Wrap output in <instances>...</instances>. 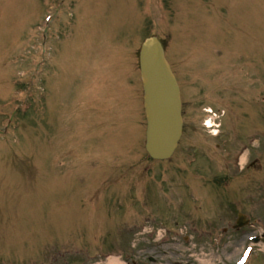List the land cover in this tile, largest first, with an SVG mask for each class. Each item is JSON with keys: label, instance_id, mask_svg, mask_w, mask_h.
I'll use <instances>...</instances> for the list:
<instances>
[{"label": "rangeland", "instance_id": "1", "mask_svg": "<svg viewBox=\"0 0 264 264\" xmlns=\"http://www.w3.org/2000/svg\"><path fill=\"white\" fill-rule=\"evenodd\" d=\"M114 1L106 4H111ZM145 1H147L146 5L154 4L153 0ZM68 2L72 5L76 4L74 0ZM234 2L244 10L243 22L245 20L250 22L253 17L252 25L264 28V0H234ZM234 2H230L229 5L232 6L233 11L236 9L233 15L239 19L242 12L238 7H235ZM103 3L105 2L103 1ZM52 4V0H0L1 17L14 22V24L8 25L0 19V118L9 121V116H11L9 134L12 137L20 138L17 144L6 146L5 149L4 142L0 141V151L3 150L7 154L6 159L19 164L22 160L18 155L24 154V157L23 155L21 157L25 159V162L23 161L26 166L25 170H30L28 167L30 163L33 166H46L51 187L48 197L41 202L37 200L33 191L23 194L24 201L22 203L14 190L7 189V197L0 192V237L5 238H0V264L37 263L35 261L37 248L35 247L40 244L38 234L41 231V226L38 223L27 221L28 218H32V215H29L30 209L48 212L46 213V224L43 226L46 229L42 231V240L45 244L55 238L61 239L63 244L59 245L55 259L58 264H107L108 261L105 263L107 257L122 258L126 264L133 262L137 264H202L203 261L207 264H220L221 262L222 264H234L242 254L241 249L248 245L255 247L251 263L264 264V147L261 151L256 150L252 154L258 160L253 171L246 169L241 172L237 164L238 158L234 166L228 165L229 162L235 161L234 158L238 153L236 154L234 150L229 154L223 153L227 149L226 147L213 153L216 160L214 166L213 160L204 156L200 157L201 164L197 165L194 161L190 163L193 158L187 153L177 154L175 160L169 162L170 164H161L146 157L143 149L144 126H141L137 128L140 132H136L139 138L138 136L133 138L132 130L122 132L125 137L130 139V142L121 141L116 137L120 141L119 148L123 153L132 147L130 155L133 159L128 164L130 169L128 165L123 168L119 167L122 172L128 175L121 178L124 181L120 186L131 201L124 199L125 195H123L122 201L117 205L114 194L116 184L109 186L100 194H93V190L102 188L104 184L99 181L96 183L98 187L95 188L96 180L89 178L87 181L83 175L75 174L74 178L68 180L69 186L66 193L63 192L60 185H54L59 175L68 178L70 172L68 163L72 162V155H66L65 165L57 168L61 142L65 147H77L80 150L84 149L83 146L91 147L86 144L88 138L82 136L86 124L82 123L79 133L73 128L78 135L71 136L69 126L73 123L74 114L77 115L81 106L72 107V114L66 107V104L69 107L75 105L71 92L73 82L70 77H66L63 84L65 89L62 92L54 87L56 86L55 78L52 77L56 74V68H53V65L54 63L56 65L59 59V57H55L54 51L56 47L59 49L62 47L69 54L68 50H71L73 46L76 47L77 38H73L74 32L79 37L80 35L84 36L90 28H94L91 24L95 22L96 18H88L78 23L80 27L84 26L82 32L85 33H81V28L73 27L80 15L74 11L75 20H71L67 18L65 10L59 14V11L51 6ZM141 4H143V0ZM156 5L157 2H155ZM130 7L133 8L132 3H130ZM224 7L228 8L227 2ZM145 12L138 7L133 13L140 17L145 15ZM114 13L113 6H106L101 10V14L97 12V15L103 19L108 28L106 20H111ZM49 16H55L52 23L46 22V18ZM165 20L154 14L146 15L143 19L144 23L138 27L135 33V29H132L126 34L125 39H117L118 45L113 50L119 48V52L115 61L95 48L101 47L102 42L98 41L94 45L92 42L88 44L91 45V49L95 48V53L91 54L92 56H87L90 59L91 69L89 67V71L93 78L91 77L87 83L89 90L86 88V96H83L82 99L91 101V103L97 102L98 99L92 101L94 97L91 95L94 90L89 85L92 79L98 82L95 90L99 91L98 98H101L99 103L103 115L102 121L119 123V127L115 129H124L126 127L125 120L127 123L130 120L126 110L124 111L126 104L129 106L128 111L131 107L134 112H140L142 101L137 69L138 43L150 35H160L164 38L165 34H162V31L164 26L166 27ZM197 20L194 17L190 19L194 24L197 23ZM40 23L44 27L51 24L52 26L45 28L48 30L45 35L39 33L38 37L35 34L37 30L35 27ZM5 28H10V32L4 34ZM200 32L193 31L192 33L194 35L197 33L198 38H201ZM18 39L21 42H17ZM71 39L74 40L70 41ZM42 40H45L47 44L41 56ZM102 40L105 39L102 38ZM190 45H192L191 38ZM76 62H80V60H76ZM69 63L77 67L79 65L72 60ZM133 63H136L135 71L131 67ZM214 63L215 59L211 56H209V66L202 63L204 76L207 77L213 71ZM67 68L65 61L57 70L58 81L67 72ZM119 68L126 69V73H129V76H125L128 82H122L124 90L131 93L128 100L124 99L125 102L118 97L120 95L115 91L117 88H112L118 87L114 76ZM212 75L211 73L210 76ZM243 80L241 88L246 86L243 94L238 98L235 93V98L242 100L252 96L251 91L258 97L261 89V105L264 106V85L259 86L257 79ZM19 84H23V87H20ZM224 86H227V83ZM59 93L63 96L58 95ZM221 96L219 89L218 92L211 94L202 91L200 86V96L194 91L191 92L188 100L192 104L204 106L208 102L218 103ZM247 108L237 102L235 105L236 114L246 112ZM16 110L21 111L22 114L26 111V115L29 116L14 115ZM42 111L45 115L42 114ZM80 113L82 114L81 111ZM133 117H135V121H142V110L140 114H133ZM28 119H31V122ZM75 124L78 125L77 122ZM41 125H44L42 129ZM38 128L40 130L37 133ZM255 130L253 131L252 127L246 129L245 135L248 141ZM246 145L247 143L240 144V150ZM120 149L116 152H119ZM209 151L210 149L207 152ZM9 153H17V156L13 158ZM81 153L82 155L86 154ZM220 154L226 157L227 162L222 161ZM134 167L135 169H133ZM199 168L203 170H199ZM21 170L22 166L19 165L16 170L17 174H21ZM211 170L219 174L228 173L227 180L222 182L224 186H212L217 182L212 175L207 174ZM2 171L0 177L5 174L10 179L11 169L4 168ZM39 173L40 171L33 170L32 175ZM184 180L190 181L191 184L185 183ZM192 184L196 187L194 193L201 192L199 195L196 194L200 197V206L204 209L207 208L203 202L206 199L210 206L216 208L215 211L211 209L206 214L208 221V218L219 221L218 229L211 238H208L204 232L206 225L201 224L200 218L194 215L196 212H194L193 206H197L193 202L195 196L193 198L188 195L184 196V191L188 190ZM209 185L219 189L215 188L213 191L208 189L207 192L205 189ZM27 189L32 190V185ZM35 190L39 194L44 192L43 186H38ZM80 195L85 200L84 204H88L90 208L80 207L82 203H77ZM72 196H74L73 200ZM137 199L138 206H136ZM55 203H57L56 214L55 208H51ZM130 204L133 207H129ZM22 208L24 218L20 217ZM128 209L133 210L134 219L122 222L121 220L129 218ZM221 214H223V220H219ZM239 214H245L251 220L250 228L241 231L234 230ZM37 217L38 215L35 214L34 219L36 220ZM191 227L194 229L192 230ZM162 231H166L168 235L163 241L157 238V233ZM202 234L204 239L200 237ZM29 235L33 236L29 238ZM189 235L194 240L186 242L185 236ZM220 237L221 239H219ZM252 238L255 239L254 242L251 241ZM3 240L7 245L2 244ZM150 259L154 262H151Z\"/></svg>", "mask_w": 264, "mask_h": 264}, {"label": "bare ground", "instance_id": "2", "mask_svg": "<svg viewBox=\"0 0 264 264\" xmlns=\"http://www.w3.org/2000/svg\"><path fill=\"white\" fill-rule=\"evenodd\" d=\"M108 264H120L117 259L111 260Z\"/></svg>", "mask_w": 264, "mask_h": 264}, {"label": "water", "instance_id": "3", "mask_svg": "<svg viewBox=\"0 0 264 264\" xmlns=\"http://www.w3.org/2000/svg\"><path fill=\"white\" fill-rule=\"evenodd\" d=\"M151 126H152V124H151Z\"/></svg>", "mask_w": 264, "mask_h": 264}]
</instances>
